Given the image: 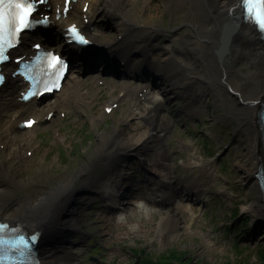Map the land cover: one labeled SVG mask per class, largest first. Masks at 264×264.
<instances>
[{
	"label": "bare ground",
	"instance_id": "6f19581e",
	"mask_svg": "<svg viewBox=\"0 0 264 264\" xmlns=\"http://www.w3.org/2000/svg\"><path fill=\"white\" fill-rule=\"evenodd\" d=\"M164 1L165 11L173 12L174 21H180L179 27L170 31L163 25L156 24L154 16L145 17L146 19L132 17L134 15L130 9L137 0L104 2L93 0L91 4L89 3L88 15L93 18L99 13L95 6L103 2V11L100 13L108 19L109 31H116L123 37L113 42H106V34L92 29L91 21L88 23L78 17L84 32L95 44L110 51L108 54L112 55V60L119 59L120 54L124 57L121 61L128 62L129 52L135 47L133 51L140 49L144 52L141 67L148 69L153 53L150 52L151 49L165 50L168 60L163 64L165 73L170 74L171 79H164V76L159 75L156 78L157 86H153L152 81L147 79L144 73L139 72L137 74L141 77L131 74V77L138 79V84L132 81L107 83L108 87H112V95L104 99V111L98 116L99 119H104L107 113L114 114L117 106L124 107L126 104L117 120L119 127H114L100 136L88 157L90 163L82 165L81 169L70 177L58 175L57 179L46 185L33 184V179H37L39 173L24 168L26 158L22 154V149L28 142L18 136L26 131L19 127V123L25 120L27 114L35 115L37 124L40 125L45 123V116L59 105L49 103L40 108L36 100L21 102L19 92L22 90V79L17 76H8L6 84L0 90V220L12 225L23 224L30 234L39 238L38 252L43 264H76L79 255L73 252L70 254L59 252V247H56L52 240L59 239V235L65 231L76 234L81 232L85 227V220L80 211L89 204L90 196L102 195L103 199L110 201L108 198H112L118 201L130 193V187L124 186L128 177L123 174L122 168L125 161L134 158L132 155L143 156L149 152L153 153L151 161L143 159L142 162L158 172L159 178L152 184L156 188L153 187L151 190L161 193L162 200L169 201L181 197L190 199L203 193L204 186L215 176L213 164L209 161L199 167L200 177L188 187L177 181L173 185L167 181L173 176L165 162L169 159L165 143L170 139V131L174 126L173 119L180 115V111L171 107L169 99H164L179 87L185 90L186 111L199 103L202 104L203 99L214 98L217 120L225 119L232 122L236 133L243 130L249 134L244 144L245 154L241 156L242 159L237 165L243 172V180L249 188L251 198V204L245 211L251 213L255 220L264 222V189L259 178L264 168V139L260 127L264 107L263 36L252 23L244 22L243 11L239 6L241 0ZM183 6H188V9L183 17H178ZM148 9L157 11V2L154 7L147 5L146 10ZM82 17L89 18L83 14ZM52 19L57 27L67 23V18L59 21L54 17ZM227 26H233L234 30L228 38L225 51L219 55ZM166 33L168 39L159 45L157 50L155 42ZM176 36L180 38H177L174 45L173 38ZM39 38L25 36L22 45L16 50V57L30 52L31 46L39 42ZM30 41L33 43L29 44ZM174 62L179 66L172 65ZM11 71L10 64L4 67V72ZM73 72L76 75L74 82L79 85L82 82L79 78L81 71L74 69ZM160 78L162 83L158 82ZM221 82L230 85L233 93L223 94ZM196 84L207 87V91L203 94L188 93V89ZM63 89L64 87L60 91ZM118 92L123 94L116 95ZM155 92L160 95L159 98L155 97ZM71 94L72 92L66 96L65 103L61 105L63 108L66 106L70 109ZM99 97L100 95L95 97L94 101ZM85 101L84 97L78 99V104L84 111L94 106V102L82 105ZM45 110L43 115L42 112ZM163 112H168L169 116L165 117L162 115ZM135 116L138 119L140 117L147 127L136 125L133 128L135 133L129 135L126 128L121 126L129 123L128 117ZM28 152L29 149L26 154ZM101 173H107L108 177L102 179ZM24 175L28 178H22ZM146 198L154 204L151 196ZM105 207L110 213L118 209L114 206ZM178 210L180 208H174L163 218L164 227L161 231L171 232L178 226L176 220L174 223L170 221L172 215H176L173 213H177ZM103 221L106 222V217ZM63 242L66 243L65 239Z\"/></svg>",
	"mask_w": 264,
	"mask_h": 264
},
{
	"label": "rangeland",
	"instance_id": "374dc122",
	"mask_svg": "<svg viewBox=\"0 0 264 264\" xmlns=\"http://www.w3.org/2000/svg\"><path fill=\"white\" fill-rule=\"evenodd\" d=\"M83 1H78L76 13ZM103 2L95 6L99 13L92 18L93 28L106 34V39L113 42L121 36L116 31H109L108 19L100 13L103 11ZM156 2L157 11L146 10L147 5L154 7ZM165 5L164 0H137L130 10L134 15L132 17L154 16L156 24L170 31L178 28L180 21H174V13L165 11ZM187 9L188 6H183L178 17H183ZM77 15L80 17L79 13ZM167 33L155 42L157 50L168 39ZM177 38L180 36L173 38L174 45ZM133 49L129 55L134 53ZM152 52L154 69L161 67L163 69L158 73H163V63L168 60L166 51ZM172 65L178 64L174 62ZM97 77L104 84L96 82L97 86H92L93 78L80 77L82 82L76 85V75L70 73L61 93L38 104L40 108L49 103L58 104L54 109V117L18 134L28 142L22 149L26 158L24 168L40 175L33 179V184L46 185L57 179L58 175L70 177L89 162L88 157L100 136L119 127L117 120L126 104L117 107L114 114L109 113L104 119L100 120L98 114L104 111V99L112 95V87H108L107 83H128L131 80L104 78L102 75ZM133 82L138 84L135 80ZM220 85L223 94L233 93L230 85L222 82ZM205 91L207 87L196 84L187 92L203 94ZM71 92L70 109L66 106L63 108L61 105ZM122 94L118 92L116 95ZM154 95L160 96L156 92ZM80 97L86 98L85 103L94 102V106L86 111L79 108ZM184 97L185 90L179 87L164 99H169L171 107L180 111V115L173 119L175 123L170 131V139L165 143L166 153L169 154L165 162L172 172L173 183L177 181L187 187L200 176L199 167L205 162H211L215 176L204 186L203 193L190 199L181 197L171 203L153 205L138 198L139 194L144 196L148 191L149 183L143 178L146 175L141 169L143 167L138 160H127L122 168L123 173L129 176L124 186H132L135 198L123 197L118 201L108 198L109 201L103 199L102 195L90 196L89 204L80 211L85 220L81 232L76 234L65 231L59 235V239L52 240L59 247V252L78 254L76 264H264V222L255 220L251 213L245 211L251 204V198L243 180V172L237 165L245 154L244 144L249 134L243 130L236 133L232 122L217 120L214 98L203 99L202 104L186 111L187 101ZM85 103L82 102V105ZM162 115L167 117L169 113L163 112ZM127 119L129 123L121 127L126 128L129 135L135 133L133 128L136 125L147 127L136 116ZM152 157V152L143 155L148 161ZM26 177L24 175L22 178ZM100 177L103 179L108 175L101 173ZM129 194H132V189ZM108 202L118 209L110 213L105 207ZM174 208L180 210L173 213L176 215H172L170 221L174 223L176 220L178 226L171 232L161 231L164 227L163 218ZM104 217L106 222L103 221Z\"/></svg>",
	"mask_w": 264,
	"mask_h": 264
},
{
	"label": "snow or ice",
	"instance_id": "6c2138e0",
	"mask_svg": "<svg viewBox=\"0 0 264 264\" xmlns=\"http://www.w3.org/2000/svg\"><path fill=\"white\" fill-rule=\"evenodd\" d=\"M242 7L248 19L259 31L264 32V0H242ZM35 10V5L31 0H0V61L5 59V48L11 47L19 35L32 26L31 17ZM72 31L79 38L80 43H88L75 28ZM50 56L49 66L52 69H63L64 65L61 59L51 54ZM32 123L33 121H27L28 126H31ZM4 229L5 226L0 225V233ZM3 244L4 240L0 238V247ZM24 247H28V245L25 243ZM17 250L19 251V248Z\"/></svg>",
	"mask_w": 264,
	"mask_h": 264
},
{
	"label": "water",
	"instance_id": "95a60500",
	"mask_svg": "<svg viewBox=\"0 0 264 264\" xmlns=\"http://www.w3.org/2000/svg\"><path fill=\"white\" fill-rule=\"evenodd\" d=\"M226 45H227V40H226V41L224 40V46H223L222 49H221V53H223V52L225 51V49H226ZM29 236H30V238L34 241V243H35L37 246H39V244H38V242H39V238H38L37 236L33 235V234H30Z\"/></svg>",
	"mask_w": 264,
	"mask_h": 264
},
{
	"label": "trees",
	"instance_id": "16d2710c",
	"mask_svg": "<svg viewBox=\"0 0 264 264\" xmlns=\"http://www.w3.org/2000/svg\"><path fill=\"white\" fill-rule=\"evenodd\" d=\"M162 264H164V263H162Z\"/></svg>",
	"mask_w": 264,
	"mask_h": 264
}]
</instances>
